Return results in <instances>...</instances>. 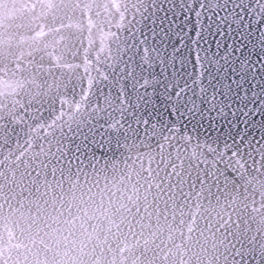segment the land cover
Masks as SVG:
<instances>
[{
  "label": "snow or ice",
  "instance_id": "1",
  "mask_svg": "<svg viewBox=\"0 0 264 264\" xmlns=\"http://www.w3.org/2000/svg\"><path fill=\"white\" fill-rule=\"evenodd\" d=\"M49 16L59 76L34 55ZM18 72L0 264H264V0H0V75Z\"/></svg>",
  "mask_w": 264,
  "mask_h": 264
},
{
  "label": "water",
  "instance_id": "2",
  "mask_svg": "<svg viewBox=\"0 0 264 264\" xmlns=\"http://www.w3.org/2000/svg\"><path fill=\"white\" fill-rule=\"evenodd\" d=\"M177 2H179V0H177ZM19 8H20V5L17 4L15 7H13V5L10 3L8 5V8L4 10V15L7 17L9 15H11L13 17L14 20H18L19 16H20V11H19ZM223 14V13H221ZM86 19L85 18V24H86ZM129 19H131V16L129 15ZM51 20V17L49 16L48 17V20L45 21L43 18H41L39 21H37L36 25L34 26L35 27V30L36 31H39L40 30V27L39 25L40 24H44L45 25V28H44V31H45V36H42V37H39V41H40V49L41 51H38V52H35L34 55H35V58L36 60H39L40 56L41 55H44L45 56V61H44V67H45V71H47L49 68H51L52 72L56 75V76H59L62 72L67 74L68 72H70L71 70L70 69H67V68H57V67H54L53 65H50L48 63L49 61V56L47 55L48 53H51L53 56H56V55H59V49L63 47V44L64 42L63 41H60V37L57 35L55 37H53V35L51 33H48V23L50 22ZM65 23H68L67 21H65ZM151 26V25H149ZM116 29L113 28L112 31H115ZM95 32V30H94ZM32 35H34V32L31 33ZM149 35V38L151 39V33H148ZM84 36H85V39L83 40V46L80 45V42L78 41L77 42V48L79 49V56L77 59L73 60L71 57H69L68 59L71 60L73 63H76V64H81V67L78 69V71L80 72V74L83 76L84 75V68H83V65H82V61L84 59V49L85 48H88L89 45H88V40H87V31L84 32ZM53 39H55L56 41H59V43L57 44H53L52 41ZM94 40H95V46L96 48L98 49L99 48V45H100V37L98 34H95L94 35ZM45 43H48L49 46L45 49L44 48V44ZM25 51V57L22 58V67H28V60L29 59H32L31 56H28L27 53L29 51H31L30 48H28L27 46L25 47L24 49ZM95 59V53H93V60ZM93 75H95V72L92 73ZM22 75H29L28 73H20L18 72L17 75L15 77H12L11 75H9L8 77H4L2 75H0V79H12V80H18V79H21L22 78ZM49 80H51V77H49ZM87 86L86 84V81H85V87ZM0 90H5L4 89V86L2 84H0ZM77 92H79V90H77ZM68 99H72V96L71 94L69 95ZM75 99H80V96L79 95H76ZM36 107H39L38 105L34 106V110ZM47 107V105L45 106ZM67 105H64L63 107L61 106V103H60V100L57 99V102L55 104V112L56 114L58 115L59 112L61 110L63 111H67ZM45 116L47 115V113H43ZM258 118V117H257ZM51 122V120H49V123ZM17 131H20L19 128H17ZM27 128L24 129V132H27ZM65 131H67V129H65ZM35 135V134H33ZM39 135L40 136H44L46 135L45 131L44 130H39ZM26 139V137L21 134V140L20 142L23 143L24 140ZM15 141H16V137L13 136L12 137V142L9 146L7 147H0V160H3L4 157L8 154V149L11 148V149H15ZM3 142L0 141V144H2ZM47 146V145H46ZM18 154V153H16ZM10 159H12L13 161L15 160V155L11 156ZM89 171H91L89 169ZM83 179V178H82ZM116 179H119V177L117 176ZM101 186H103V180L101 181ZM193 204H195V201H193ZM234 219V218H233ZM198 223H199V218H198ZM125 231H127L125 229ZM137 231H139V229H137ZM165 240H167V233H165L164 237H163ZM131 239V238H130ZM132 243H135L134 240L131 241ZM142 242V241H141ZM159 243V241H157ZM179 242V241H177ZM169 247H172L171 244H169ZM127 254V253H126Z\"/></svg>",
  "mask_w": 264,
  "mask_h": 264
}]
</instances>
